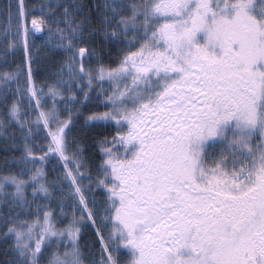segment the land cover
Listing matches in <instances>:
<instances>
[{"label":"snow or ice","instance_id":"obj_1","mask_svg":"<svg viewBox=\"0 0 264 264\" xmlns=\"http://www.w3.org/2000/svg\"><path fill=\"white\" fill-rule=\"evenodd\" d=\"M0 264H264V0L0 6Z\"/></svg>","mask_w":264,"mask_h":264},{"label":"trees","instance_id":"obj_2","mask_svg":"<svg viewBox=\"0 0 264 264\" xmlns=\"http://www.w3.org/2000/svg\"><path fill=\"white\" fill-rule=\"evenodd\" d=\"M29 2L32 3L31 0H29ZM4 4H6V0H0V6H3ZM86 239H88V237H85V240ZM82 243H83V241H82Z\"/></svg>","mask_w":264,"mask_h":264},{"label":"rangeland","instance_id":"obj_3","mask_svg":"<svg viewBox=\"0 0 264 264\" xmlns=\"http://www.w3.org/2000/svg\"><path fill=\"white\" fill-rule=\"evenodd\" d=\"M32 3H35V4H38L40 3V0H31ZM6 3H7V0H6Z\"/></svg>","mask_w":264,"mask_h":264}]
</instances>
